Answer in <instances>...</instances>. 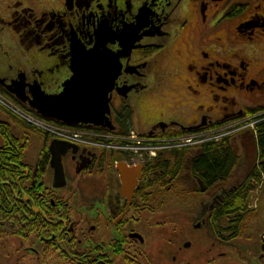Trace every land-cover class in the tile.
Instances as JSON below:
<instances>
[{
  "label": "flooded vegetation",
  "instance_id": "1",
  "mask_svg": "<svg viewBox=\"0 0 264 264\" xmlns=\"http://www.w3.org/2000/svg\"><path fill=\"white\" fill-rule=\"evenodd\" d=\"M8 8L0 30L9 27L19 61L0 68L8 84L22 76L59 93L74 74V48L105 44L114 59L106 71L120 65L111 124L157 137L161 150L119 171L114 156L80 148L61 171L51 151L32 161L29 128L0 111L26 145L21 153L0 145V188L10 189L17 214V228L0 235V264H264V204H251L264 190V0H13ZM206 132L222 136L181 141ZM215 150L221 168L211 172L205 158Z\"/></svg>",
  "mask_w": 264,
  "mask_h": 264
},
{
  "label": "water",
  "instance_id": "2",
  "mask_svg": "<svg viewBox=\"0 0 264 264\" xmlns=\"http://www.w3.org/2000/svg\"><path fill=\"white\" fill-rule=\"evenodd\" d=\"M129 50L131 51V48ZM113 60L105 44L95 45L91 50L76 46L72 61L74 74L63 83L64 88L59 93H47L39 82L26 83L22 76L10 84L0 77V83L14 92L18 99L28 102L37 113L47 119L69 126L89 124L114 129L109 120L110 92L119 75L120 65L115 66L114 70L117 71L113 74L105 69L110 67ZM13 87H17V90ZM27 87L30 89L31 97L26 95ZM50 150L53 154V165H59L57 170L60 168L62 171L63 156L76 154L79 147L65 141L53 140ZM119 168L122 169V166Z\"/></svg>",
  "mask_w": 264,
  "mask_h": 264
},
{
  "label": "rangeland",
  "instance_id": "3",
  "mask_svg": "<svg viewBox=\"0 0 264 264\" xmlns=\"http://www.w3.org/2000/svg\"><path fill=\"white\" fill-rule=\"evenodd\" d=\"M12 1L13 0H0V15L1 16L6 17V16L10 15V11H9L8 5L10 3L12 4ZM5 27H7V26H5ZM7 28H9V27H7ZM7 28L0 30V64H2L0 68H2V70L7 69L11 64H13L15 67L17 66V57L14 54V47H13L12 44H8V42H7V40L9 41L10 36H12L10 33H7V32H9V29H7ZM1 33L2 34L5 33L6 37H5V34H4V37H3L1 35ZM1 42H5V43H1ZM26 57L27 56H24L23 57V61H20V64H22L23 66H27V63H25ZM32 65L36 66V64H34V63ZM0 99H3V98L0 96ZM4 99H5V101L2 103L1 109L3 110V112L5 114L6 109L12 103L8 102V100L6 98H4ZM31 121L35 124V127H37V126L41 127V125H42V126H44V128L46 127L48 129L47 131H52L51 128L53 127V129H54L52 131L53 134H57V132L60 129L65 128V129H62L65 135H75L78 138V140L81 141V137L77 136L75 134V132H72V131H78L79 128L75 129V128H69V127L62 126L56 120L40 122L41 119L37 118L35 115H32ZM141 121H142L141 117H139V119L137 121L134 120L132 125L134 126L135 124H139V126H140V124L142 123ZM43 122H45V123H43ZM55 124H58V126L55 127ZM52 125H54V126H52ZM58 127H61V128H58ZM66 129H68V130H66ZM251 129H253V128L251 127ZM28 130H29L30 134H32L34 132L31 129H28ZM69 130H71V131H69ZM40 131L43 132V130H41V129H40ZM41 135H42L41 133L39 134V136L33 135V137L35 139L32 141V144H31L30 150H29V157H30V159L32 161H35V159L39 158L40 156H43L44 152H50L51 151L50 150L51 141H49V139H47V145L45 146L44 139H43V137ZM81 135L84 136L85 134L81 133ZM102 135L104 136V133ZM60 139L62 141H66V142H73V141L67 140V139H62V138H60ZM2 143L3 142H2L1 136H0V145ZM77 143L79 144L81 142H77ZM83 143L87 147H90V148H92V149H94L96 151H99V156L104 157L106 151L108 149H110L112 151V157L113 156L115 157L114 161H116L117 159H123L122 157L119 158L120 155H119V153L117 151L119 148L113 147L111 144H106L104 139L100 142V144H97V143L96 144H91V143H85V142H83ZM135 148L136 147H134L133 150H135ZM130 154L132 155V158L135 157V155L133 153H130ZM259 200H261L262 203L264 204V190H263V192H259L258 188H257L256 190H254L252 192V199H251L252 206L255 205L256 201H259ZM260 217L262 219H264V209L261 210Z\"/></svg>",
  "mask_w": 264,
  "mask_h": 264
},
{
  "label": "trees",
  "instance_id": "4",
  "mask_svg": "<svg viewBox=\"0 0 264 264\" xmlns=\"http://www.w3.org/2000/svg\"><path fill=\"white\" fill-rule=\"evenodd\" d=\"M133 115V112H132V109L131 107H125L123 113L120 115L125 117V119L128 121V119L130 120V118L132 117ZM17 121L23 123L20 119H16ZM5 127L6 128V133L4 132L5 131ZM129 128H126V126L124 127L123 131L126 132L128 131ZM4 130V131H3ZM0 131L4 134V142H3V146L4 148L2 150H7L8 147L10 146L11 148H16L17 150H20L19 153H21V151H25L26 149V145L24 144H20L19 143H16L15 140H17L15 137L14 134L11 133V130H10V126L9 124H3L0 126ZM8 131V132H7ZM259 134H261V139H260V146H261V152L262 154L264 155V122L259 125ZM1 150V149H0ZM222 152V151H221ZM215 155H213L212 158H210V160L208 161L207 158H205V161H206V168L208 170H211V172H214L215 170H217V168H221V161L220 159L218 158L220 156V152L215 150ZM217 158V159H216ZM11 159H7L5 158V161L6 162H9ZM4 161V157H0V164ZM4 194H7V196H11V192H10V189L9 188H5L2 189L0 188V235L2 232H12L15 230V228H17V214H16V208L14 206V202L11 201V202H8L7 199L5 197H7L6 195ZM257 215V213H256ZM255 213H253L251 215V217H256Z\"/></svg>",
  "mask_w": 264,
  "mask_h": 264
},
{
  "label": "built area",
  "instance_id": "5",
  "mask_svg": "<svg viewBox=\"0 0 264 264\" xmlns=\"http://www.w3.org/2000/svg\"><path fill=\"white\" fill-rule=\"evenodd\" d=\"M17 112H18V111H17ZM22 115H23L27 120L31 121V116L24 115V114H22ZM31 122H32V121H31ZM40 122H42V121H40ZM43 123H45V122H43ZM52 126H54V125H52ZM39 127H40V126H39ZM55 127H57V126H55ZM41 128H44V126L41 125ZM58 128H61V127H58ZM62 129H65V128H62ZM62 129H60V130L57 132V134H54V135H55V136H58L59 138H62V139L71 140V141H73V142H81V143L85 142V143H91V144H94V143L90 140L89 135H88L87 133H85V132L72 131V132H75V134H76L77 136H80V137H81V141H79L78 138H77L75 135H65ZM44 130L47 131L48 129L45 127ZM51 130H52V131L54 130L53 127L51 128ZM66 130H68V129H66ZM52 131H48V132H50V133L53 134ZM69 131H71V130H69ZM81 133H82V134H85V135L82 136ZM101 138H102V140L104 139V141H105L106 144H110V143H111V145H112L113 147H117V146H115L114 142H115L116 140H118L119 137H117V136H110V135H104V136H101ZM132 138L138 141L135 150H133L134 147H132V146H123L122 149H125V150L132 149V151H133L135 154L140 155V156H142V153H144V152L146 151L145 149L150 150V152H152V154H155V152L158 150V148L155 147V146H152V147H146V148H145V147H143L142 142H141L140 140H138V139L136 138V136L133 135ZM82 141H83V142H82ZM117 148H118V147H117Z\"/></svg>",
  "mask_w": 264,
  "mask_h": 264
},
{
  "label": "crops",
  "instance_id": "6",
  "mask_svg": "<svg viewBox=\"0 0 264 264\" xmlns=\"http://www.w3.org/2000/svg\"><path fill=\"white\" fill-rule=\"evenodd\" d=\"M2 64H0V67H1Z\"/></svg>",
  "mask_w": 264,
  "mask_h": 264
}]
</instances>
